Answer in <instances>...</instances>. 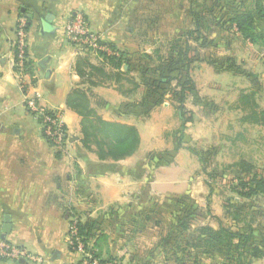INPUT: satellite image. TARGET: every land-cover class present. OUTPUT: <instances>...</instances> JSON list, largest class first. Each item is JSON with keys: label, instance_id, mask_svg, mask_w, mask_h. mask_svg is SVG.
<instances>
[{"label": "crops", "instance_id": "0c3cea01", "mask_svg": "<svg viewBox=\"0 0 264 264\" xmlns=\"http://www.w3.org/2000/svg\"><path fill=\"white\" fill-rule=\"evenodd\" d=\"M75 10L85 14L102 44L126 51L132 59L142 45L155 49L157 38L167 42L183 35L189 19L191 22L188 0H0V240L41 258L7 260L0 255V264H80L83 254L69 244L71 223L78 219L98 222L93 233L100 236L102 256L115 255L118 264L163 263V257L156 254L166 255V235L175 229L170 198L175 182L144 180L153 170L167 166L145 167L143 180L126 171H137L142 149L147 150L145 155L157 150L149 146L156 135L158 113L165 111L172 116L176 110L166 101L149 116L126 115L124 106L139 100L142 93L133 99L123 96L114 81L93 77L100 83L92 86L81 78L75 70L79 54L64 34L65 23ZM21 13L28 19L30 64L24 89L11 65ZM102 52L116 54L106 49ZM145 53L150 54L149 48ZM90 60L103 62L98 56ZM75 88L88 90L103 119L137 127L141 143L132 156L118 161L101 159L94 149L83 146L81 117L67 105ZM27 97H36L46 108L62 112L73 159L58 155L49 144L39 118L27 107ZM188 102L194 115V107L202 111L211 108L193 97L186 107ZM163 122L168 120L163 118ZM176 122L179 127V116ZM172 144L174 148V139ZM181 148L178 156L189 151L186 146ZM134 159L136 163L131 164ZM161 185L164 190L157 191ZM6 216L11 230L3 236Z\"/></svg>", "mask_w": 264, "mask_h": 264}, {"label": "rangeland", "instance_id": "374dc122", "mask_svg": "<svg viewBox=\"0 0 264 264\" xmlns=\"http://www.w3.org/2000/svg\"><path fill=\"white\" fill-rule=\"evenodd\" d=\"M194 1V7L197 11H201L203 18V36L210 44L199 46L200 44L191 41L193 49L190 56H195L197 60L193 64L192 76L197 88L204 94L203 97L206 102H210L212 106L203 111L194 107L195 117L185 131L183 146L204 149L207 152L208 149H213L214 154L206 156L208 160L206 171L199 158L188 150L178 156L179 149L176 152L173 165L164 167L157 172L153 170L146 178L144 177L147 174L141 173V180L144 178L149 182H175L170 189L173 193L170 198L175 210L173 214L175 229L173 228L166 235V255L156 254L158 257H163L161 260L163 263L158 261L156 264H195L193 258L189 255L186 256L187 253L182 251V245H179L183 241L175 231L180 216L190 210L192 212L191 217L194 218L192 228L202 224L217 227L218 223L214 216H219L226 225L233 227L235 223L227 218L226 211L230 203L242 202L239 201L240 197L236 194L234 186L236 179L243 175L235 172L236 168L232 167V164L244 157L254 161L258 167L264 166V126L242 122V117L249 112L252 105L257 104L260 108L264 107L263 49L247 40L237 28L230 24L233 3L231 4L229 0ZM236 3L238 4V2ZM192 26V20L190 22L189 19L188 27L185 30L191 29ZM257 30L264 34V24L259 22ZM181 36L179 35L167 42L157 38L155 49L152 46L142 45V50L138 56L133 59L132 57L128 58L131 68L130 76L139 78L143 69H153L158 66L161 63V58H166L173 46L183 48L185 38ZM148 48L153 57L151 60L144 57L145 50ZM114 52L115 50L111 49L110 53ZM226 57L235 59V70H228L226 66L221 64V60ZM212 60L217 64L216 67L211 64ZM124 67L126 68L123 69L127 70V63ZM127 87L131 88V85L128 84ZM138 93L133 94L132 98L137 97ZM240 96L244 98V101L239 102ZM190 107L192 104L188 102V111H191ZM207 110L209 113H206ZM157 116L155 121V125H157L156 135L152 139L153 144L151 143L149 147L157 150L161 148L172 150L173 133L179 129L181 121L179 119L178 127L176 111L172 116L167 115L165 111L159 112ZM163 118L168 120L167 124H164ZM167 131H169L168 134ZM67 134L69 144L65 145V150L52 147L58 150L63 157L71 158L69 131ZM179 135L178 133L177 138ZM168 144L171 147H167ZM145 152H147L146 149L140 151L141 160L144 159ZM129 162L134 163L135 159ZM160 188L157 191H163L164 185L163 187L161 185ZM163 196L160 197L164 201L169 200L168 196ZM253 204L264 206V201L257 199ZM260 220L264 226V216ZM104 240L101 241L104 242ZM102 258L115 262L119 260L115 255L102 256ZM2 259L17 260L3 256ZM196 260L198 264H237L234 261H228L224 253L218 251L202 253ZM250 264H264V259H256Z\"/></svg>", "mask_w": 264, "mask_h": 264}, {"label": "trees", "instance_id": "16d2710c", "mask_svg": "<svg viewBox=\"0 0 264 264\" xmlns=\"http://www.w3.org/2000/svg\"><path fill=\"white\" fill-rule=\"evenodd\" d=\"M188 1L190 3L189 15L193 26L182 35L185 38L184 47L173 46L168 56L164 59L161 58V63L158 66L153 69L145 68L141 71L140 80L130 76L129 54L112 45L109 48L116 51L114 55L98 51L96 56L103 58L101 64L91 62L92 54H79L75 64L78 75L85 78L92 86L100 83L93 80L95 77L103 82L114 81L118 85L119 92L125 97H130L136 92L142 93L139 100L131 101L124 106L126 115L149 116L156 107L166 101H170L175 108L181 123L179 129L173 133L174 148L148 152L139 162L137 171L135 168L127 169L126 172L134 177H140L146 168L153 170L174 162L176 152L183 145L185 131L195 117L194 113L188 111L186 107V102L190 97L202 102L203 106H212L210 102H206L205 98L199 95L192 76L193 64L197 60L195 56H190L193 49L191 41L200 44L199 46H207L210 43L203 36L201 11H197L194 7V0ZM229 1L231 4L233 3L230 24L237 28L247 40L263 49L264 59V34L257 30L259 22L264 24V0ZM231 4L228 6L230 7ZM243 5L246 6L243 7ZM20 15L25 14L21 13ZM144 57L148 60L153 58L150 54H145ZM221 62L228 70L236 69L234 58L226 57ZM126 63L128 68L124 71L122 68ZM211 64L215 67L217 65L214 60L211 61ZM29 66V61H27V72ZM128 84L131 85V88L127 87ZM87 91L83 88H75L67 97L68 107L81 117L83 146L87 149H94L101 159L118 161L132 156L141 143L137 127L103 119L92 105ZM240 101H244L242 96L239 98ZM253 106L242 117V122L264 126V107L260 108L257 104ZM178 133L180 135L177 138ZM47 141L49 142L48 139ZM49 144L51 145L50 142ZM188 149L199 158L205 170L208 164L206 156L214 154V150L208 149L207 152L194 147ZM232 167L236 168L235 172L243 175L236 179L234 186L236 194L240 197L239 201L242 202L230 203L226 211L227 218L235 223L233 227L226 225L219 216H214L218 223L217 227L202 224L192 228L194 218L191 217L190 210H187L186 214L178 219L175 232L183 241L179 245H182V251L187 253L186 256L189 255L193 258L195 264L198 262L196 259L200 254L217 251L224 253L228 261H234L237 264H246L245 262L250 264L256 259H264V226L260 220L264 216V206L253 204L257 199L264 201V166L258 167L254 161L241 157L232 164ZM97 227L98 223L94 220L82 221L78 219L76 222L78 236L82 238L87 248L89 246L91 251L93 250L97 257L105 262V258H102V254L98 250L100 236L96 238L93 233ZM103 239L105 238L103 237Z\"/></svg>", "mask_w": 264, "mask_h": 264}, {"label": "built area", "instance_id": "2783aa9c", "mask_svg": "<svg viewBox=\"0 0 264 264\" xmlns=\"http://www.w3.org/2000/svg\"><path fill=\"white\" fill-rule=\"evenodd\" d=\"M64 34L77 54H92L96 56L98 51L105 49L110 52V48L102 44L100 35L90 28L89 22L82 11L75 10L69 15L64 26ZM12 48L14 52V58L11 63L12 69L24 89L28 75L26 69L28 61V19L26 15H19L17 19ZM26 104L29 110L39 118L43 132L51 146L65 150V145L69 144V136L64 125L62 112L46 108L40 104L36 97H27ZM76 222L77 220H74L69 229V244L83 254L80 264H118L114 260L102 262V259L97 257L89 246L87 248L85 242L78 236ZM0 255L9 259L41 261L39 256L25 248L13 246L4 240H0Z\"/></svg>", "mask_w": 264, "mask_h": 264}, {"label": "water", "instance_id": "95a60500", "mask_svg": "<svg viewBox=\"0 0 264 264\" xmlns=\"http://www.w3.org/2000/svg\"><path fill=\"white\" fill-rule=\"evenodd\" d=\"M11 230L10 218L8 216L5 217V224L2 227L3 236L8 234Z\"/></svg>", "mask_w": 264, "mask_h": 264}]
</instances>
